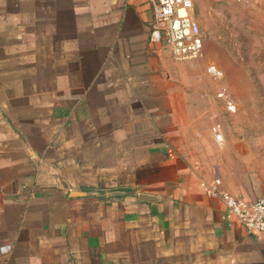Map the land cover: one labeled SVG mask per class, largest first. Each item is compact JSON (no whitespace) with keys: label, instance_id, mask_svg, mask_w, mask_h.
Masks as SVG:
<instances>
[{"label":"crops","instance_id":"obj_1","mask_svg":"<svg viewBox=\"0 0 264 264\" xmlns=\"http://www.w3.org/2000/svg\"><path fill=\"white\" fill-rule=\"evenodd\" d=\"M153 15L150 0H0V264H264V236L206 190L219 169L187 152L195 64L150 43ZM232 130L231 160L256 172L264 128Z\"/></svg>","mask_w":264,"mask_h":264},{"label":"rangeland","instance_id":"obj_2","mask_svg":"<svg viewBox=\"0 0 264 264\" xmlns=\"http://www.w3.org/2000/svg\"><path fill=\"white\" fill-rule=\"evenodd\" d=\"M195 14L204 34V54L187 61L195 64L191 73L192 92L196 94L194 103L201 111L199 116H192V125L198 131L192 139L201 141L202 146H192L187 152L203 157L209 170L219 169L218 176L229 191L259 197L264 190V166L258 162L252 164L256 168L253 172L247 164L234 163L231 160L234 153L228 145L235 134L232 129L236 121L251 120L256 130L264 128L262 4H254L253 0H195ZM209 64L218 66L222 78L214 79L207 73ZM220 89H225L235 100L236 112L228 110L218 97ZM242 103L250 106H241ZM215 127L221 131L222 141L214 137ZM253 134L257 139L264 138V131Z\"/></svg>","mask_w":264,"mask_h":264},{"label":"built area","instance_id":"obj_3","mask_svg":"<svg viewBox=\"0 0 264 264\" xmlns=\"http://www.w3.org/2000/svg\"><path fill=\"white\" fill-rule=\"evenodd\" d=\"M150 2L154 13L150 24V43L165 47L178 62L202 57L205 39L195 14V0H150ZM207 73L214 79L223 76V72L215 64L207 66ZM217 95L228 110L237 111L235 100L225 89H220ZM213 134L218 141H222L223 136L219 128L215 127ZM204 185L211 196L220 198L224 203L223 219L229 225H239L250 234L264 236V196L251 200L245 196L231 194L221 189L220 178H215ZM10 248V245H6L3 251L8 252Z\"/></svg>","mask_w":264,"mask_h":264},{"label":"water","instance_id":"obj_4","mask_svg":"<svg viewBox=\"0 0 264 264\" xmlns=\"http://www.w3.org/2000/svg\"><path fill=\"white\" fill-rule=\"evenodd\" d=\"M140 197H141V199H149L150 196H147V195H141Z\"/></svg>","mask_w":264,"mask_h":264}]
</instances>
